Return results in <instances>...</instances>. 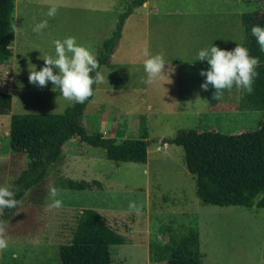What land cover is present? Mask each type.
<instances>
[{"label":"rangeland","instance_id":"374dc122","mask_svg":"<svg viewBox=\"0 0 264 264\" xmlns=\"http://www.w3.org/2000/svg\"><path fill=\"white\" fill-rule=\"evenodd\" d=\"M130 2L15 0L11 55L0 62V90L12 98L9 112L0 115V184L9 185L28 162L24 153L10 149L11 114L60 113L72 102L50 82L30 84L31 64L39 70L44 63L40 55L52 54V41L69 35L96 56ZM50 6L56 8L51 17L45 14ZM41 20L47 26L34 33L32 26ZM256 24L264 26V0H145L133 7L109 61L98 69L100 79L82 124L90 133L100 131L121 141L138 137L143 115L146 161L108 160L99 147L67 140L42 184L29 188L0 224V240L6 242L0 264H61L59 244L68 242L81 208L100 212L124 237V243L109 246L112 264H166L153 256L155 247L170 235L189 231L198 233L201 264H264V208L255 206L260 194L250 207L202 204L181 146L162 142L180 129L237 134L258 127L264 116V52L259 48L253 55L258 63L251 92L233 85L215 98L211 85L200 88V70L207 64L196 60L197 50L211 43L224 49L236 42L246 47V32ZM155 51L163 54L166 73L148 81L144 53ZM60 176L97 179L103 187L56 188L61 206L49 208L48 188Z\"/></svg>","mask_w":264,"mask_h":264},{"label":"trees","instance_id":"16d2710c","mask_svg":"<svg viewBox=\"0 0 264 264\" xmlns=\"http://www.w3.org/2000/svg\"><path fill=\"white\" fill-rule=\"evenodd\" d=\"M145 0H131L126 10L118 15L115 29L97 50V69L106 64L121 35L124 20L135 6ZM15 0H0V62L11 55L14 40L13 13ZM250 28L245 43L250 56L259 45ZM245 45V44H244ZM261 53V51H260ZM256 56V55H255ZM91 75V73H90ZM92 92L83 102L72 101L60 113H13L10 116L9 146L14 152L24 153L27 166L8 185L18 202L29 188L42 184L49 167L62 155L63 144L75 138L81 144L99 147L102 156L120 162H142L147 159V130L145 117L139 115L138 137L116 141L100 131L88 132L82 124L83 110L93 97ZM11 94L0 90V115L11 108ZM162 142L181 146L186 170L194 176L195 193L202 204L217 206L239 205L249 207L260 194L255 206L264 208V116L258 127L237 134L213 130L180 129L175 136ZM55 188L70 190L102 189L97 179L58 177ZM16 206V205H15ZM13 208L0 211V224L9 219ZM124 237L105 223L103 215L93 208H81L67 243L60 244L61 264H112L110 245L122 244ZM166 264H201L199 236L189 231L178 237L169 236L166 243L157 245L154 255Z\"/></svg>","mask_w":264,"mask_h":264},{"label":"clouds","instance_id":"9594fccd","mask_svg":"<svg viewBox=\"0 0 264 264\" xmlns=\"http://www.w3.org/2000/svg\"><path fill=\"white\" fill-rule=\"evenodd\" d=\"M56 8H47L46 15L51 17ZM47 26L46 20H41L32 26V31L39 34ZM250 32L255 37L260 51L264 52V26L252 25ZM53 53L40 55L43 65L37 70L36 66L28 72L30 84L44 86L50 82L52 89L58 90L59 94L69 101L83 102L92 92V85L100 79V73L96 71L97 60L94 53L85 45L77 43L74 36H65L63 39L52 41ZM143 71L148 81L159 79L166 72L162 71L166 61L162 53H144ZM196 60L205 61L206 68L200 70L203 81L201 89H207L209 85L214 89L215 95L222 89H230L233 85L243 88L246 92L252 91L253 78L256 75L255 66L258 59L250 56L247 47L235 43L231 49H224L211 43L196 52ZM55 70V71H54ZM91 73V75H90ZM48 194L52 199L49 208H59L61 200L55 198L57 189L54 186L48 188ZM18 202L14 198V191L10 186L0 184V211L4 208H13ZM129 207L133 205L130 203ZM6 247V242L0 240V248Z\"/></svg>","mask_w":264,"mask_h":264},{"label":"crops","instance_id":"0c3cea01","mask_svg":"<svg viewBox=\"0 0 264 264\" xmlns=\"http://www.w3.org/2000/svg\"><path fill=\"white\" fill-rule=\"evenodd\" d=\"M143 7H145V5H143ZM152 8V7H151ZM150 8V9H151ZM174 26H175V22L171 25V27H173V31H174ZM147 32V31H146ZM175 32V31H174ZM171 40L174 42L175 41V36L174 37H172L171 38ZM237 43V42H236ZM158 51H155V53H157ZM256 203V202H255ZM252 204H253V202H252ZM250 207V206H249ZM59 246H60V244H59ZM59 249V248H58ZM59 256V255H58ZM34 263H38V264H46L43 260H40V261H38V262H34ZM21 264H23V263H21Z\"/></svg>","mask_w":264,"mask_h":264}]
</instances>
